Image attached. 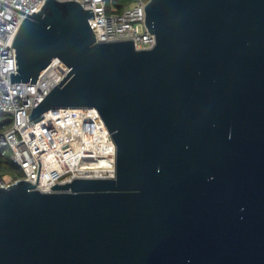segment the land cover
<instances>
[{
	"label": "water",
	"instance_id": "95a60500",
	"mask_svg": "<svg viewBox=\"0 0 264 264\" xmlns=\"http://www.w3.org/2000/svg\"><path fill=\"white\" fill-rule=\"evenodd\" d=\"M0 3L29 16L11 84L70 69L29 120L96 109L117 151L115 179L0 187V264H264V0H149L141 51L78 1Z\"/></svg>",
	"mask_w": 264,
	"mask_h": 264
},
{
	"label": "built area",
	"instance_id": "2783aa9c",
	"mask_svg": "<svg viewBox=\"0 0 264 264\" xmlns=\"http://www.w3.org/2000/svg\"><path fill=\"white\" fill-rule=\"evenodd\" d=\"M1 1L33 16L47 0ZM56 1H78L84 9L94 12L95 19L90 18L89 24L97 43L134 40L139 51L152 49L156 44L155 36L145 24L149 0H137L122 8L115 6L116 0ZM26 18L29 16L0 3V113L13 123L0 136L2 155L9 151L12 162L22 169L23 179L37 185L43 193L74 179H115L116 145L96 109H59L46 113L36 123L29 120L33 108L70 69L55 60L41 73L36 84H11V74L17 72L13 43ZM17 181L6 184L0 177V187Z\"/></svg>",
	"mask_w": 264,
	"mask_h": 264
},
{
	"label": "trees",
	"instance_id": "16d2710c",
	"mask_svg": "<svg viewBox=\"0 0 264 264\" xmlns=\"http://www.w3.org/2000/svg\"><path fill=\"white\" fill-rule=\"evenodd\" d=\"M137 0H116L115 6L117 8H122ZM12 119L7 115L0 113V136L8 131L12 127ZM0 177H9L13 181H17L24 178V174L21 168L15 165L9 154L2 155L0 150Z\"/></svg>",
	"mask_w": 264,
	"mask_h": 264
},
{
	"label": "rangeland",
	"instance_id": "374dc122",
	"mask_svg": "<svg viewBox=\"0 0 264 264\" xmlns=\"http://www.w3.org/2000/svg\"><path fill=\"white\" fill-rule=\"evenodd\" d=\"M7 154H10L9 151L7 152ZM3 181L6 183V184H10L12 182H14L13 180H11L9 177H5V178H2Z\"/></svg>",
	"mask_w": 264,
	"mask_h": 264
}]
</instances>
